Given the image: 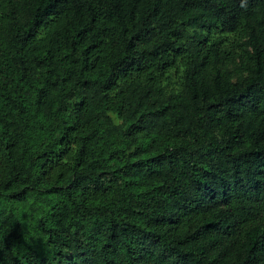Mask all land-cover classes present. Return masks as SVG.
Listing matches in <instances>:
<instances>
[{"label": "trees", "instance_id": "16d2710c", "mask_svg": "<svg viewBox=\"0 0 264 264\" xmlns=\"http://www.w3.org/2000/svg\"><path fill=\"white\" fill-rule=\"evenodd\" d=\"M0 264H264V0H0Z\"/></svg>", "mask_w": 264, "mask_h": 264}]
</instances>
